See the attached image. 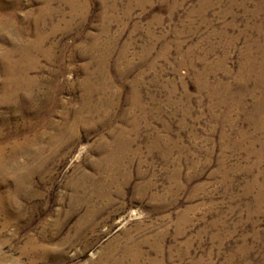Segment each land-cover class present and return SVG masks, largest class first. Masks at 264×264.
Listing matches in <instances>:
<instances>
[{"label": "rangeland", "instance_id": "rangeland-1", "mask_svg": "<svg viewBox=\"0 0 264 264\" xmlns=\"http://www.w3.org/2000/svg\"><path fill=\"white\" fill-rule=\"evenodd\" d=\"M263 67L264 0H0V264H264Z\"/></svg>", "mask_w": 264, "mask_h": 264}, {"label": "bare ground", "instance_id": "bare-ground-1", "mask_svg": "<svg viewBox=\"0 0 264 264\" xmlns=\"http://www.w3.org/2000/svg\"><path fill=\"white\" fill-rule=\"evenodd\" d=\"M83 2V1H82ZM213 3V2H212ZM258 4V3H257ZM234 10V9H233ZM259 12V11H258ZM256 18V17H255ZM205 22V21H204ZM209 24V23H208ZM235 27V26H234ZM221 31V30H220ZM223 32V31H222ZM40 42V41H39ZM232 43V42H231ZM208 44V43H207ZM196 57V56H195ZM224 61V60H223ZM256 63V62H255ZM217 65V64H216ZM220 65V64H219ZM250 66V65H249ZM261 69H264V67L263 68H261ZM215 70V69H214ZM263 72V71H262ZM264 77V76H263ZM254 81V80H253ZM261 82V81H260ZM263 82H264V78H263ZM260 84V83H259ZM258 84V85H259ZM260 86V85H259ZM256 97V96H255ZM261 111V110H260Z\"/></svg>", "mask_w": 264, "mask_h": 264}]
</instances>
